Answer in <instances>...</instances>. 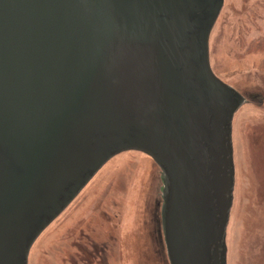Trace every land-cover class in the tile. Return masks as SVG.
<instances>
[{
    "label": "water",
    "instance_id": "obj_1",
    "mask_svg": "<svg viewBox=\"0 0 264 264\" xmlns=\"http://www.w3.org/2000/svg\"><path fill=\"white\" fill-rule=\"evenodd\" d=\"M224 0H0V264L116 155L162 176L169 264H226L232 120L209 63Z\"/></svg>",
    "mask_w": 264,
    "mask_h": 264
},
{
    "label": "rangeland",
    "instance_id": "obj_2",
    "mask_svg": "<svg viewBox=\"0 0 264 264\" xmlns=\"http://www.w3.org/2000/svg\"><path fill=\"white\" fill-rule=\"evenodd\" d=\"M209 63L243 97L232 120L226 264H264V0H224ZM162 187L152 159L136 151L116 155L38 237L28 264H169Z\"/></svg>",
    "mask_w": 264,
    "mask_h": 264
},
{
    "label": "bare ground",
    "instance_id": "obj_3",
    "mask_svg": "<svg viewBox=\"0 0 264 264\" xmlns=\"http://www.w3.org/2000/svg\"><path fill=\"white\" fill-rule=\"evenodd\" d=\"M233 144V143H232ZM148 157V156H147ZM233 163H234V161H233ZM235 178V177H234Z\"/></svg>",
    "mask_w": 264,
    "mask_h": 264
},
{
    "label": "flooded vegetation",
    "instance_id": "obj_4",
    "mask_svg": "<svg viewBox=\"0 0 264 264\" xmlns=\"http://www.w3.org/2000/svg\"><path fill=\"white\" fill-rule=\"evenodd\" d=\"M162 227V226H161Z\"/></svg>",
    "mask_w": 264,
    "mask_h": 264
}]
</instances>
